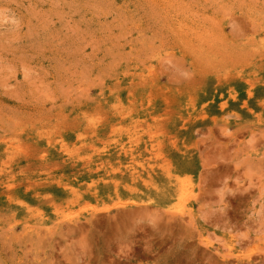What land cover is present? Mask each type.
Masks as SVG:
<instances>
[{"label":"rangeland","instance_id":"rangeland-1","mask_svg":"<svg viewBox=\"0 0 264 264\" xmlns=\"http://www.w3.org/2000/svg\"><path fill=\"white\" fill-rule=\"evenodd\" d=\"M0 264H264V0H0Z\"/></svg>","mask_w":264,"mask_h":264}]
</instances>
